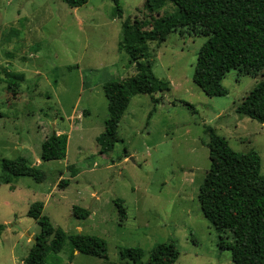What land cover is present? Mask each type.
Returning <instances> with one entry per match:
<instances>
[{
	"label": "rangeland",
	"instance_id": "1",
	"mask_svg": "<svg viewBox=\"0 0 264 264\" xmlns=\"http://www.w3.org/2000/svg\"><path fill=\"white\" fill-rule=\"evenodd\" d=\"M118 3L122 19L110 0H88L79 9L58 0H0V264H25L40 233L27 218L35 203L66 236L62 251L49 252L45 264H131L119 257L131 248L145 253L144 263L155 246L169 241L179 252L176 264H232L197 199L209 168L205 130L214 129L236 153L256 152L264 177V125L235 114L262 75L231 71L222 81L228 95L209 98L192 82L206 38L183 31L150 42L152 72L169 91L152 97L161 102L157 106L148 96L132 98L117 133L121 143L100 156L95 140L108 117L103 90L120 91L135 74L118 49L121 24L129 19L147 30L154 19L177 14L169 2ZM7 74L23 80L11 87ZM55 125L67 137L66 157L43 163L41 144ZM18 157L43 173V182L7 184L1 161ZM62 181L67 185L58 187ZM74 207L90 216L75 220ZM76 235L103 241L107 260L75 253L68 239Z\"/></svg>",
	"mask_w": 264,
	"mask_h": 264
},
{
	"label": "trees",
	"instance_id": "2",
	"mask_svg": "<svg viewBox=\"0 0 264 264\" xmlns=\"http://www.w3.org/2000/svg\"><path fill=\"white\" fill-rule=\"evenodd\" d=\"M70 9H79L88 0H58ZM119 19L122 11L118 0H110ZM156 6L171 3L177 8L176 15L154 19L146 28L129 19L121 24V41L118 49L129 58L135 74L121 90L107 86L104 95L108 117L103 132L95 142L98 155L111 153L121 143L118 129L130 101L137 96L152 98L157 93L169 91V85L157 79L153 62L148 53V43L165 42L172 34L188 31L206 38L199 50L192 82L209 98L228 95L222 81L231 71L248 77L262 75V80L236 107L239 119H248L264 125V0H154ZM9 86L21 83V75H10ZM83 88H88L82 84ZM10 88V87H9ZM84 88V89H85ZM152 105L161 104L152 98ZM192 109L191 106H186ZM154 112V110H152ZM150 112L149 117L152 116ZM207 150L209 168L199 188L198 203L202 217L218 235V249L229 252L232 264H264V177L261 176V159L250 151L234 152L228 143L208 127ZM67 137L52 133L41 144V162L63 161L66 157ZM124 158L126 150L124 151ZM1 170L7 184L18 178H29L40 184L44 175L28 161L18 157L13 161L2 160ZM67 185L62 181L58 187ZM118 216L125 218V210L117 204ZM43 204L30 206L27 218L34 221L40 233L25 259V264H45L49 252L58 255L65 242V234L54 229L48 218L42 216ZM75 220L85 221L90 213L78 207L72 208ZM5 230L0 225V236ZM71 249L80 255L106 261L103 241L95 237H69ZM121 261L131 264H176L179 252L171 241L155 246L143 263L145 253L139 248L121 249Z\"/></svg>",
	"mask_w": 264,
	"mask_h": 264
},
{
	"label": "crops",
	"instance_id": "3",
	"mask_svg": "<svg viewBox=\"0 0 264 264\" xmlns=\"http://www.w3.org/2000/svg\"><path fill=\"white\" fill-rule=\"evenodd\" d=\"M105 122V121H104ZM54 128H55V130H54V133L57 135V136H60L61 134H59L58 132H57V126L55 125L54 126ZM40 163L39 162H37V165H39Z\"/></svg>",
	"mask_w": 264,
	"mask_h": 264
}]
</instances>
